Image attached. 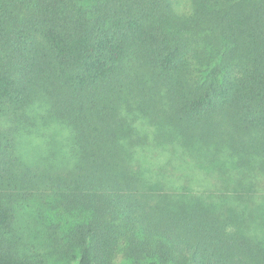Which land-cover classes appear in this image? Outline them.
<instances>
[{
  "label": "trees",
  "instance_id": "obj_1",
  "mask_svg": "<svg viewBox=\"0 0 264 264\" xmlns=\"http://www.w3.org/2000/svg\"><path fill=\"white\" fill-rule=\"evenodd\" d=\"M58 257L264 264V0H0V264Z\"/></svg>",
  "mask_w": 264,
  "mask_h": 264
},
{
  "label": "rangeland",
  "instance_id": "obj_2",
  "mask_svg": "<svg viewBox=\"0 0 264 264\" xmlns=\"http://www.w3.org/2000/svg\"><path fill=\"white\" fill-rule=\"evenodd\" d=\"M184 4H185V2L182 1L180 3V7L184 6ZM39 123H40V126H43L41 121H39ZM44 138H45L44 136H36V137L34 136L31 143H29L30 141H29V137H28L27 138V144L28 145H26V148H25L26 155L30 154V156H31L33 153V150L36 148H42V149H38V150L40 151L41 154L46 155V152L44 151L46 149V146L43 145ZM58 141H59V144L57 147H59V145L62 144L61 140H58ZM55 149H56V147L52 148L51 151L55 150ZM48 154H51V152H48ZM220 160H221L220 162H224V160L223 161H222V159H220ZM220 162H217V163H220ZM210 167L215 168L213 166H210ZM29 204H30L29 207H32V208L26 213V216H27V214L33 213V215H31V216H33V219H39L38 223H40L41 228L44 231H46L47 226H51V225L54 226L55 225L58 227L60 225H64L63 221H65L69 218L68 213H64L60 209H58L57 211H54V210H51L49 208H46L44 205L39 204V203L31 202ZM24 206H26V204H24L22 207H24ZM59 231H60V229H59ZM59 233L61 235L62 231H60ZM58 240L61 241L60 239H58ZM54 244H57V243H54ZM57 259L63 260L61 257H58ZM52 262L53 261H51L48 264H78V260L77 259L73 260L72 258L68 259V260L59 261V263H52Z\"/></svg>",
  "mask_w": 264,
  "mask_h": 264
}]
</instances>
